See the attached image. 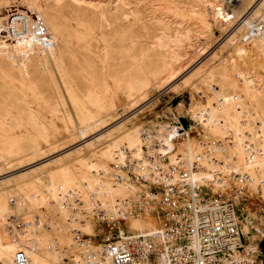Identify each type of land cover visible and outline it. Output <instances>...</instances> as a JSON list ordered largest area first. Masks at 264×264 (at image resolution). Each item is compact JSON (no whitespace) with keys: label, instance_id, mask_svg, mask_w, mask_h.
<instances>
[{"label":"rangeland","instance_id":"374dc122","mask_svg":"<svg viewBox=\"0 0 264 264\" xmlns=\"http://www.w3.org/2000/svg\"><path fill=\"white\" fill-rule=\"evenodd\" d=\"M21 1L13 0L8 12H15ZM40 1L49 20L56 18L60 31L56 43L59 65L86 106L77 104L71 88L52 67V77L35 74L31 88L0 84V105L11 109L7 115L11 120L0 127V147L4 145L0 148V198L8 202L6 212L0 210V244L7 249L0 264H11L16 246L30 264L35 263V255L44 256L40 258L43 264H67L66 259L86 250L76 243L74 233L94 231L90 196L97 193L100 200L112 204L131 193L130 186L123 189L124 183L112 181L113 163L133 165L138 161L130 156L129 146L143 153L138 140L125 139L128 130L140 128L142 134L146 130L145 147L153 138L163 139L169 152L174 147L188 160L193 148L201 151L202 137L223 140L231 136L230 152L236 158L227 171L243 173L251 167L246 162V142L255 147L264 143V37L239 46V33L231 44L224 43L233 29L230 15L238 18L253 10L259 0H246L234 12H229L233 10L229 0H121L118 5L116 0ZM99 4L109 19H117L108 28L96 8ZM261 15L264 4L252 16ZM104 54L106 73L102 69ZM4 61L10 62L0 58ZM85 115L92 119L85 120ZM1 116L5 112H0V120ZM179 125L185 130L170 143L166 139ZM9 132L18 135L14 153L7 150ZM221 157L219 153L218 159ZM91 166L97 170L92 171ZM36 193L39 202L31 207L28 196ZM75 194L82 207L73 200ZM67 200L78 209L79 221L71 217L74 208H69ZM133 218L158 220L153 215ZM241 220L252 228L251 241L243 236L245 248L257 245L264 255V217L245 209L240 211ZM128 229L126 224L122 230Z\"/></svg>","mask_w":264,"mask_h":264},{"label":"built area","instance_id":"2783aa9c","mask_svg":"<svg viewBox=\"0 0 264 264\" xmlns=\"http://www.w3.org/2000/svg\"><path fill=\"white\" fill-rule=\"evenodd\" d=\"M244 1L229 0L233 9L229 12L237 11ZM250 10L238 18L229 17L233 29L245 27L243 44L264 36V15L253 18ZM33 30L41 50H50L53 42L41 19L36 18ZM179 135L173 140L169 135V142L177 141ZM201 140V151L193 160L174 147L169 153L161 152L167 149L164 140L153 138L145 147V160L133 165L113 164V183H127L131 193L112 204L100 200L97 193L90 196L94 231L86 234L77 230L74 237L86 249L91 263L103 259L110 264H157L163 258L166 264H264V255L258 247L254 256L247 253L240 221V211L245 209H254L264 217V143L255 147L246 142V162L251 167L236 173L226 171L236 158L230 152L231 136L223 140L207 136ZM219 153L223 154L221 159ZM223 167L226 169L221 171ZM195 174L201 175L199 180L193 179ZM73 200L83 206L80 196L75 194ZM67 203L74 208L71 200ZM72 211L71 217L79 221L78 209ZM80 211L89 219L85 210ZM139 215L155 216L159 231L124 232L126 223ZM81 221L84 224V219ZM14 261L29 264L22 250L17 251Z\"/></svg>","mask_w":264,"mask_h":264},{"label":"bare ground","instance_id":"6f19581e","mask_svg":"<svg viewBox=\"0 0 264 264\" xmlns=\"http://www.w3.org/2000/svg\"><path fill=\"white\" fill-rule=\"evenodd\" d=\"M12 1L13 0H0V58H7V60H9L10 62L4 61V63L0 62V84L2 86H9V88H11L10 86H18V88L20 89H26V88H31L33 87V77L35 74H43V75H47L50 78L53 75V70L56 71V73H58V75H60V77L62 78V83L66 84L67 86H69V88H71V95L74 98H77V104L84 108L86 106V104L84 103V101L82 100V98H80V96L77 94L76 89H74L73 85L68 81V79H66V77L64 76L65 74H63V67H61L59 65V58H58V54H57V45L56 43L58 42L59 38H60V31L57 28L56 25V18H52V20L50 21L48 16H47V12L45 9V7L42 5L40 0H22V4L17 6V9L15 12L13 11H9V8L12 5ZM121 0H116V4L118 5L120 3ZM50 2V1H49ZM264 4V0H259V2L256 4V6L253 8V10L251 9L252 15L254 14V10H256V13L260 10L261 11V6H263ZM54 5V4H53ZM109 7V6H108ZM12 8V7H11ZM14 8V7H13ZM50 8V7H49ZM98 12L100 14V18L102 20V22L105 24V27H110L113 23H115L117 21V19H109L104 11V8L101 4H99L97 7ZM224 10V9H223ZM107 12V10H106ZM13 13V14H11ZM108 13V12H107ZM110 15V14H109ZM132 15V14H131ZM36 18H39L43 21V23L46 26V30L48 32V34L51 37V40L53 42V46L50 48V50H48L47 52H43L40 48V42L39 39L37 37L36 32L33 30V24L36 20ZM122 19V18H121ZM125 20V19H124ZM121 23V22H120ZM243 29H245V27L241 28L238 27V29L234 28L232 30H230L229 34H227V38H229L228 40L225 39V43L224 44H231L232 41H234L238 34L240 33L241 36L243 34ZM20 34H24L21 35ZM264 37V36H263ZM261 37V38H263ZM259 39V37L253 39L256 40ZM242 40V39H240ZM252 41V42H253ZM259 41V40H258ZM262 43V41H260ZM242 43L241 41L239 42ZM243 44V43H242ZM244 45V44H243ZM258 45V44H257ZM260 45V44H259ZM59 46V45H58ZM223 46V45H222ZM237 47V46H236ZM234 48V47H233ZM254 48V47H253ZM262 48V47H261ZM260 48V49H261ZM229 49V48H228ZM231 49V53H232V48ZM229 49V51H230ZM237 49V48H236ZM235 49V50H236ZM241 49V48H240ZM243 49H245V47H243ZM240 50L239 53L242 54L241 56H243V54L245 53V50L243 51ZM239 50V48L237 49ZM256 50V49H255ZM262 50V49H261ZM228 52V51H227ZM230 53V54H231ZM227 54V53H226ZM239 54V55H240ZM258 54V53H257ZM229 55V53H228ZM245 55V54H244ZM239 56V57H241ZM233 56L230 55V59L233 61V63L236 62L235 59L232 58ZM236 57V56H234ZM106 54H104L102 56V69L104 70L103 73H106V67L104 66L107 62H106ZM238 58V57H236ZM245 58V57H243ZM216 59V58H215ZM222 59V58H221ZM241 59V58H240ZM2 60V59H1ZM239 60V59H237ZM229 61V60H228ZM231 61V62H232ZM61 62V61H60ZM35 63V64H34ZM246 64V63H245ZM178 65V64H177ZM13 67L10 68V67ZM227 66V65H226ZM52 67V68H51ZM223 67V66H222ZM231 67V66H230ZM65 68V67H64ZM14 70V72H13ZM66 70V69H64ZM222 70V69H221ZM248 71V70H247ZM223 72V71H222ZM228 72V71H227ZM198 75V74H197ZM209 75V74H208ZM213 74H210V77H212ZM209 77V76H208ZM207 77V78H208ZM176 78V77H175ZM251 78V77H250ZM138 82V80H136V82L133 84L132 88H134L136 86V83ZM208 82V81H207ZM17 83L19 85H17ZM212 87V86H211ZM206 88V86H205ZM135 89V88H134ZM141 89V88H140ZM1 104V102H0ZM0 112H5V116H1V120H0V127L3 128L4 123L3 122H9V117L7 118V115H9L11 113V109L9 108H4L1 107L0 105ZM32 112V111H31ZM87 113V112H86ZM4 114V113H3ZM33 114V113H32ZM83 114V113H82ZM91 115V114H90ZM15 117V116H14ZM38 118V117H37ZM4 119V120H3ZM24 119V118H23ZM92 117L89 115H85V120L89 121L91 120ZM13 120V119H12ZM208 120V119H207ZM98 121V120H97ZM205 121V120H204ZM14 122V121H13ZM17 122V119H16ZM21 122V121H20ZM19 123V121H18ZM27 124V123H26ZM94 124V123H92ZM24 126V125H23ZM9 127V126H8ZM93 127V126H92ZM96 127V126H95ZM222 127V126H220ZM225 127V126H224ZM119 128V127H118ZM166 129V131L168 132V129L166 127H164ZM163 129V128H162ZM25 130V129H24ZM217 130V129H216ZM8 133V131H7ZM10 133V139H9V146H8V152L14 153L15 151V147H16V137L18 136H14ZM18 133V132H17ZM24 133V132H22ZM26 133V132H25ZM170 133V132H169ZM168 133V134H169ZM209 133V132H208ZM16 135V134H15ZM162 135V134H161ZM125 136L127 140H129L128 142H131L132 139L134 140H138L139 143H141L142 145V154H140L139 152H136L132 146H129L130 151L132 155H130L131 157L135 158L138 160V162H141L143 160H145L147 151L146 148H144L145 145V138L143 137L142 134V130L140 128L135 129V130H128L125 132ZM146 136H149V133H146ZM4 137V136H3ZM46 137V136H45ZM44 137V138H45ZM96 137V136H95ZM156 137V136H155ZM210 137V136H209ZM5 138V137H4ZM19 138V137H18ZM17 138V139H18ZM107 138V137H106ZM164 138V137H163ZM21 139V138H20ZM24 139V138H22ZM28 139V138H26ZM25 139V140H26ZM113 139H111V146L114 145V142H112ZM168 141V139H166ZM2 141V139L0 140ZM31 142V141H30ZM109 142V141H108ZM121 142V141H120ZM107 143V142H106ZM133 143V142H132ZM22 144V143H21ZM122 144V143H121ZM35 145V144H34ZM170 145V144H169ZM4 145H1V147ZM0 147V148H1ZM37 147V146H34ZM139 147V146H138ZM19 148V147H18ZM111 148V147H110ZM5 149V148H4ZM17 149V148H16ZM33 149V148H32ZM113 149V148H112ZM115 149V148H114ZM139 149V148H138ZM127 150V149H126ZM196 149L193 148L192 151V155H191V159L193 160L198 152L195 151ZM5 151V150H4ZM17 151V150H16ZM33 151V150H31ZM40 151V150H39ZM104 152V151H103ZM196 152V153H195ZM22 154V152H20ZM33 153V152H32ZM7 154V153H6ZM25 154V153H24ZM27 154V153H26ZM127 154V153H126ZM9 155V154H7ZM122 155V153H121ZM2 156V155H1ZM11 156V154H10ZM17 156V155H16ZM21 156V155H20ZM99 156V155H98ZM120 157V156H119ZM130 157V160H131ZM41 159V158H40ZM113 159V158H112ZM120 159V158H119ZM124 162V161H123ZM122 162V163H123ZM133 162V160H132ZM207 162V161H205ZM121 163V164H122ZM245 163V162H244ZM89 164V163H88ZM114 164V163H113ZM126 164V163H125ZM101 165V164H100ZM89 166V165H88ZM245 166V165H244ZM211 167V166H210ZM240 168V167H239ZM223 169H226V167L221 168V171ZM91 170L92 171H96V167L95 166H91ZM102 171V170H101ZM227 171V169H226ZM63 172V171H62ZM65 172V171H64ZM110 172V171H109ZM228 172V171H227ZM102 173V172H101ZM240 173V172H239ZM92 175V174H91ZM90 176V174H89ZM100 176V175H99ZM108 176V175H107ZM200 174H196V176L194 175L193 179H200ZM84 178V177H83ZM69 179V178H68ZM39 180V179H38ZM106 180V179H105ZM86 181V180H85ZM79 183V182H78ZM29 184V183H28ZM107 184V183H106ZM5 185V184H4ZM50 186V184H49ZM73 186V185H72ZM128 184L124 183L122 185L123 189L128 188ZM32 187H36L35 183L32 185ZM67 187V186H66ZM48 188V187H47ZM68 188V187H67ZM71 188V187H70ZM75 188V186H74ZM89 188V187H88ZM17 190V189H16ZM50 190V189H49ZM47 191V190H46ZM49 192V191H48ZM58 192V191H57ZM64 192V191H63ZM67 192V191H66ZM32 193V192H31ZM43 194V193H42ZM47 194V193H46ZM27 195V194H26ZM29 195V194H28ZM27 195V196H28ZM15 196V195H14ZM66 197V196H65ZM46 198V197H44ZM62 198V197H61ZM64 198V197H63ZM39 197L38 194H32L28 196V202L31 205V207H35L38 202H39ZM61 201V200H60ZM43 202V201H42ZM42 204V203H41ZM28 205V204H27ZM15 207V206H14ZM13 207V208H14ZM23 207V206H22ZM38 207V206H37ZM80 207V206H79ZM8 208V202L6 201V198H0V210L1 211H5ZM27 208V207H26ZM16 209V208H15ZM34 209V208H32ZM3 212V213H5ZM8 212V211H7ZM34 212V210H33ZM16 213V212H15ZM27 213V212H26ZM26 215V214H25ZM34 215V214H33ZM32 215V217H33ZM64 215V214H63ZM1 216V214H0ZM90 217H92V215H90ZM30 218V217H29ZM37 220V219H36ZM42 221V220H41ZM263 222H261L262 224H264V220H262ZM85 223V222H84ZM72 224V223H71ZM77 224V223H76ZM126 224L129 225V228L131 229H135L138 230L139 232H144L146 234H153L156 233L157 231H159V222L158 220H155L154 218L150 219V218H131ZM241 224H242V232L243 235H245L246 237H248V239L251 241L252 237H251V233H252V228H251V224H249V222H246L245 220H241ZM159 225V226H158ZM36 227V226H35ZM14 229V228H13ZM34 230V229H33ZM21 231V230H20ZM23 232V231H22ZM65 232V231H64ZM31 233V232H30ZM24 234V232H23ZM36 234V233H35ZM41 235V234H40ZM37 236V235H36ZM5 237V236H4ZM21 237V236H20ZM22 237H24L22 235ZM26 237V236H25ZM46 237V236H45ZM15 239V238H14ZM35 239V238H34ZM38 238H36L37 240ZM4 240V239H3ZM34 241V240H33ZM45 241V240H44ZM54 241V240H53ZM255 241V240H253ZM1 242V241H0ZM3 242V241H2ZM1 242V243H2ZM32 242V240H31ZM30 242V243H31ZM38 244L39 241H37ZM50 242V241H49ZM66 242V241H65ZM15 243V242H14ZM69 243V242H68ZM33 244V243H32ZM31 246H35L32 245ZM66 244V243H65ZM41 245V244H40ZM16 246V244H15ZM36 247V246H35ZM43 247V246H42ZM41 247V248H42ZM58 247V246H57ZM63 247V246H62ZM20 248V247H19ZM17 246L12 248L13 251V258L11 261V264H15L14 261V257L17 253V251H19V249ZM24 248V247H23ZM34 247H32L33 250ZM44 248V247H43ZM257 248V245H249L248 247H246L245 249H247V253L249 252V250L255 251V249ZM27 249V247H26ZM37 249H40L37 247ZM22 250V249H21ZM84 250V249H83ZM7 251V249L2 248L1 244H0V263L1 260L3 258V256H5V252ZM26 251V250H25ZM257 251V250H256ZM28 252H30V250H28ZM31 253V252H30ZM256 253V252H255ZM255 253H250L249 255L254 256ZM40 255V254H39ZM52 255V254H51ZM74 255H77L76 258L73 259H66L68 260L67 264H93L88 260L87 254H86V250L78 252ZM31 256V255H29ZM37 256V255H35ZM34 257V261L35 263L33 264H43L42 260H40V258L43 256H41L40 258ZM10 257V255H9ZM44 257V256H43ZM51 257V256H50ZM11 258V257H10ZM48 258V257H47ZM43 259V258H42ZM55 261L57 259H54ZM29 262V261H28ZM50 263V262H49ZM166 264L165 260L162 258L157 264ZM30 264V262H29ZM96 264H109V261H105L103 259L98 260L96 262Z\"/></svg>","mask_w":264,"mask_h":264},{"label":"water","instance_id":"95a60500","mask_svg":"<svg viewBox=\"0 0 264 264\" xmlns=\"http://www.w3.org/2000/svg\"><path fill=\"white\" fill-rule=\"evenodd\" d=\"M183 122H184V121H183ZM184 124H185V123H184ZM184 130H185V129H183V130H177V131L174 130L175 133H174L173 135L170 136V140H173L177 135L183 133ZM166 146H167V145H166ZM167 148H168V146H167ZM172 150H173V149H172ZM172 150H171V151H172ZM171 151H170V152H171ZM164 153H169V149L164 150Z\"/></svg>","mask_w":264,"mask_h":264}]
</instances>
